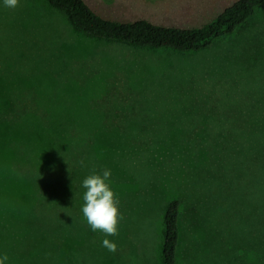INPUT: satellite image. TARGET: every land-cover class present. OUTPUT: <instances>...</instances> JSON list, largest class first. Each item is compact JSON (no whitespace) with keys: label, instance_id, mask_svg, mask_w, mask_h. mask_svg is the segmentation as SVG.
<instances>
[{"label":"rangeland","instance_id":"374dc122","mask_svg":"<svg viewBox=\"0 0 264 264\" xmlns=\"http://www.w3.org/2000/svg\"><path fill=\"white\" fill-rule=\"evenodd\" d=\"M100 15L200 25L235 0H85ZM110 169L115 253L82 212ZM264 264V7L204 49L87 35L46 0H0V256L5 264Z\"/></svg>","mask_w":264,"mask_h":264},{"label":"trees","instance_id":"16d2710c","mask_svg":"<svg viewBox=\"0 0 264 264\" xmlns=\"http://www.w3.org/2000/svg\"><path fill=\"white\" fill-rule=\"evenodd\" d=\"M63 12L71 25L81 32L146 48H170L179 52L204 49L213 41L235 32L253 13L264 7V0H235L207 22L195 26L167 25L146 18L130 21L104 17L85 0H46ZM180 199H171L163 214L162 264H179Z\"/></svg>","mask_w":264,"mask_h":264},{"label":"clouds","instance_id":"9594fccd","mask_svg":"<svg viewBox=\"0 0 264 264\" xmlns=\"http://www.w3.org/2000/svg\"><path fill=\"white\" fill-rule=\"evenodd\" d=\"M3 3L5 7L15 8L18 6L19 0H3ZM110 176V169L103 170L102 175L93 170L92 174L83 179L82 187L85 191L82 212L92 231L104 233L105 238L102 241V246L109 252L115 253L117 244L107 237L119 234L118 224L123 216L119 212V201L110 186ZM7 260L6 253L0 256V264H5Z\"/></svg>","mask_w":264,"mask_h":264},{"label":"crops","instance_id":"0c3cea01","mask_svg":"<svg viewBox=\"0 0 264 264\" xmlns=\"http://www.w3.org/2000/svg\"><path fill=\"white\" fill-rule=\"evenodd\" d=\"M160 1H168V0H160Z\"/></svg>","mask_w":264,"mask_h":264}]
</instances>
